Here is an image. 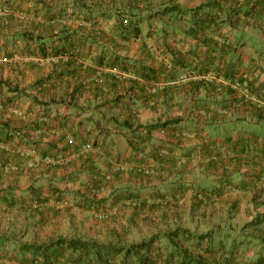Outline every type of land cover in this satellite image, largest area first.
I'll list each match as a JSON object with an SVG mask.
<instances>
[{
	"label": "crops",
	"instance_id": "obj_1",
	"mask_svg": "<svg viewBox=\"0 0 264 264\" xmlns=\"http://www.w3.org/2000/svg\"><path fill=\"white\" fill-rule=\"evenodd\" d=\"M256 1L0 0V166L11 160L0 167V202L14 205L0 215V264H44L46 245L71 232L104 239L115 224L89 222L95 201L131 225L152 216L208 232L211 243L231 239L233 250L211 244L209 264H264V2ZM143 66L158 78L138 77ZM157 122L169 125L140 127ZM19 145L74 158L58 169L16 157ZM160 147L169 156L158 159ZM29 159L38 162L30 171ZM72 186L79 222L70 231L65 210H33L35 201L68 199ZM133 199L145 206L139 218ZM38 247L45 254L33 255ZM57 247L47 252L53 260L68 254L51 255Z\"/></svg>",
	"mask_w": 264,
	"mask_h": 264
},
{
	"label": "trees",
	"instance_id": "obj_2",
	"mask_svg": "<svg viewBox=\"0 0 264 264\" xmlns=\"http://www.w3.org/2000/svg\"><path fill=\"white\" fill-rule=\"evenodd\" d=\"M256 2L263 3L264 0H257ZM255 7L256 5H254L252 9H248L245 13L246 14L254 13L253 10L255 9ZM151 10L153 11L154 7ZM213 14L214 16L212 17L211 22L215 23L217 22L218 13L214 12ZM230 18H231L230 13H228L227 20L229 21ZM48 56L49 54L46 53V57ZM116 76L119 77V75ZM138 77L145 78L146 80L149 81H155L158 78L156 74V70L148 66H143L140 75H138ZM122 98L123 95H120L118 96L117 100H121ZM261 116L262 114L260 115V117ZM167 125H169V123L167 122L165 123L157 122L148 125H141L140 127L142 131H144L145 133H152L154 131H159V130L164 131ZM135 130H139V129L137 128ZM183 133L185 132H182V134ZM8 141L9 140H7L6 142ZM28 141L30 140L22 141V142H25L27 144ZM0 142H4V140L0 139ZM162 149H166V154L161 155ZM63 151L64 150H62L61 152ZM15 154H17L16 157H18V155H21L22 158L23 157L25 158L26 156V155H22L17 149ZM169 154H170L169 147H160L157 151V158L162 159L164 157L169 156ZM4 162H7L8 164L11 163V161L9 160H6ZM3 166L4 165L2 163L0 167ZM199 194L203 195V193L200 192L197 194L198 197ZM133 196H135V194ZM48 202L49 201H46L47 207L56 204L55 205L57 206L56 208L59 209L58 206H61L64 200L61 201V197L54 196L52 204ZM6 203H7L6 208H11L10 210H13L14 205L11 202H6ZM42 204H43L42 201H35V205H36L35 211L38 212V210L39 211L42 210L41 209ZM101 205H103V207ZM132 205L136 217L139 218L138 215L141 213V211H143L145 207L144 204H140L139 202H136L134 200ZM93 206L94 208L92 209ZM93 206L92 207L90 206V209L98 210V211L102 209L104 212H102L100 215L105 213L106 218L108 220L110 219L109 220L110 223L114 221L113 224H115V227L108 229L106 231L108 238L107 239L102 238L96 240L95 239L84 240L80 237H71V238L60 237L57 240H53L52 243H50L49 245H46V260H44L43 262L44 264H56V262L60 260H62L64 264H209L208 263L209 261L205 257V254L211 250L210 247L212 243L211 240L208 239L210 233L207 232L201 234L200 238L204 237L207 239V241L205 242L206 245L201 246V242L199 243L191 242V240L194 238L193 237L194 233L183 230L181 228L179 229L171 228L170 223L168 222L169 219H162V221H159L157 218L151 216V217L142 218V222H143L142 226L137 225V222L135 223V225H131V223L121 218L122 217L121 213L119 212H117L116 214L113 213L112 210L109 209V206H107L106 204H102V201H97V202L95 201ZM30 207L32 206H29V208L26 209L28 210L30 209ZM123 210L127 211V208L123 206ZM132 219L134 218L133 217L127 218V220H132ZM161 223H164L165 225L168 224L169 225L167 227L165 225H162ZM251 224H257V221H253ZM132 234L135 235L141 234L143 236L148 235L147 237L148 239L144 237V240L142 242H138L137 240H134V238L132 239L133 237V236L131 237ZM195 236L197 239L198 234H196ZM164 237L166 239H164ZM115 240L118 241L115 242ZM169 243L171 244V246H173V249L171 248ZM56 245L62 247L68 253L67 256L60 254L55 255L56 253H58V249H60V247H57V249H54L52 252H50L51 255H55L57 258L54 260L51 259V257L47 255V252L50 248H53ZM156 247L159 250H157ZM40 249H42V247H38L35 250L34 254H38L40 252L39 251ZM209 253L211 255H214L211 252ZM43 254H45V252L39 253V255H43ZM214 264H219V263H214Z\"/></svg>",
	"mask_w": 264,
	"mask_h": 264
},
{
	"label": "rangeland",
	"instance_id": "obj_3",
	"mask_svg": "<svg viewBox=\"0 0 264 264\" xmlns=\"http://www.w3.org/2000/svg\"><path fill=\"white\" fill-rule=\"evenodd\" d=\"M246 16V15H245ZM244 20L246 19L249 23H257V21L256 20H254V19H250V18H243ZM258 124L257 123H252V125H251V123L249 124L248 123V126H249V128H254V127H256ZM40 142L39 141H31V144L33 145H37V144H39ZM19 144H21V143H19ZM19 147H22L21 145H19ZM32 147L30 146H25V147H22L21 149H19V152L20 151H23V149H25L26 151H28V149H31ZM40 148V150H39V152L41 151V149H42V147H41V145L40 146H38V149ZM93 149H94V146H93ZM92 149V150H93ZM16 153V152H15ZM21 153V152H20ZM26 157H29L30 158V156H26ZM30 160V159H29ZM29 160H27V162L29 161ZM9 161H11V160H9ZM5 164H8L7 162H3V165H5ZM52 166H55V167H58V169L59 168H62V169H65L66 167H68V166H70L71 165V163H70V165H67V166H61V165H54V164H51ZM34 168H36V167H34ZM33 168H31V169H29V171L30 170H32ZM35 170V169H34ZM16 171V170H15ZM3 173H2V178L4 179H6V178H8V182L10 181V178L14 175V171L13 170H10L9 172H5V171H2ZM18 179H21V183H22V180H23V182L25 183V181L26 180H30V178L26 175V176H23V177H19ZM40 179V178H39ZM88 179V178H87ZM64 180V179H63ZM69 180H71L70 181V183H72V185L74 184V185H76V181H75V177L74 178H69ZM84 180V179H83ZM90 180V179H89ZM86 183H88V181H86ZM61 190V188H59L58 190H57V192L58 191H60ZM67 190H70L69 191V194H68V196H69V198L67 199V198H64L62 195H61V201L62 200H64V202L61 204V206H58L59 207V209L58 208H56L57 206H55L56 204H53V206H49V207H47V206H44L43 208H42V205H41V208H42V210H40V211H46V212H49L48 213V216L49 217H51V215H50V213L51 214H55V216L57 215V213H60L59 211H63V210H65V213H64V215H60L59 217L62 219V220H65V223H66V225H62L63 227H68L69 228V231H70V229H72V227L75 225V224H77L78 222H79V220H78V218H79V214L78 213H76L74 210H76L75 209V206H76V204H75V201H76V199H75V195H74V193L76 192V190L74 189V187L72 186L70 189H67ZM2 203H0V215L1 214H3V212H5V210H4V208L6 207V204L7 203H3L2 205H1ZM55 206V207H54ZM31 208V207H30ZM114 208V207H113ZM6 210H8L7 208H5ZM36 209V208H35ZM35 209H33V210H35ZM109 209L110 210H112V208H110L109 207ZM24 210H27V209H24ZM86 210H89L88 212H91L92 214H90L91 215V218L89 219V222L90 223H92L94 226H98V227H100V228H107V227H110V226H112L113 225V222H111L110 223V219L108 220L107 218H106V214L105 213H103V215H105L104 216V218H99V215L102 213V212H104L102 209H100L99 211L98 210H92V211H90L91 209L89 208H86ZM39 211V210H38ZM76 211H78V210H76ZM26 212H28L29 213V211H26ZM68 218H70V219H68ZM202 221H200V223H201ZM202 232V231H201ZM72 233V235L74 236V232H71ZM196 234L194 233V238L191 240V242H201V246H203V245H206L205 244V242L207 241V239L206 238H200L201 237V234H200V232L198 233V238L196 239V236H195ZM73 236H71V237H73ZM133 236V237H132ZM182 236H184V235H182ZM131 237H132V239L134 238V240H137L138 242H142L143 240H144V237H146V239H148L147 237H148V235H141V234H138V235H135V234H132L131 235ZM108 238V235H107V232L105 233V236H104V239H107ZM113 238V237H112ZM231 238L233 239V237L231 236ZM99 239H102V236H100V238ZM164 239H166L165 237H164ZM96 240V239H95ZM230 240V243L228 242ZM118 240H115V242H117ZM234 241V240H233ZM169 242V241H168ZM212 244H214L215 245V248H217V249H219V248H222V247H224V248H226L227 250H233V244H234V242H232L231 243V239H228V237H219V235H217V237H215L214 238V241H213V243ZM169 245L171 246V244L169 243ZM171 248L173 249V246H171ZM35 253V252H34ZM33 253V255H38V254H34Z\"/></svg>",
	"mask_w": 264,
	"mask_h": 264
},
{
	"label": "built area",
	"instance_id": "obj_4",
	"mask_svg": "<svg viewBox=\"0 0 264 264\" xmlns=\"http://www.w3.org/2000/svg\"><path fill=\"white\" fill-rule=\"evenodd\" d=\"M1 61V60H0ZM110 71L113 74L122 76L124 78L130 77L128 73L123 72L120 70L118 67H113L110 69ZM2 147H5L2 145ZM84 150L85 151H91L93 149V144L92 143H87L84 145ZM22 155H28V156H33V157H39V152L37 149H30L26 151L23 149V151H20ZM166 154V149L161 150V155ZM74 152L71 150H67L65 154H56L55 156H45L44 158H40L41 160L45 161L46 163L49 164H54V165H61V166H67L73 161ZM37 165L36 162L33 160H30L28 162L29 168L35 167ZM199 197H203V195L199 194ZM101 218H104V215H100Z\"/></svg>",
	"mask_w": 264,
	"mask_h": 264
},
{
	"label": "clouds",
	"instance_id": "obj_5",
	"mask_svg": "<svg viewBox=\"0 0 264 264\" xmlns=\"http://www.w3.org/2000/svg\"><path fill=\"white\" fill-rule=\"evenodd\" d=\"M119 69H120V68H119ZM120 70H121V69H120ZM122 71H123V70H122ZM115 75H116V74H115ZM31 149H37L38 152H39V149H38V148H31ZM28 150H30V149H28ZM26 156H28V155H26ZM38 158L40 159V158H42V157L39 156ZM30 160H31V159H30ZM30 160H29V161H30ZM33 161H34V160H33ZM34 162H35V161H34ZM36 163L38 164V162H36ZM27 165H28V163H27ZM28 167H29V166H28ZM35 167H37V165H36ZM32 168H34V167H32Z\"/></svg>",
	"mask_w": 264,
	"mask_h": 264
}]
</instances>
